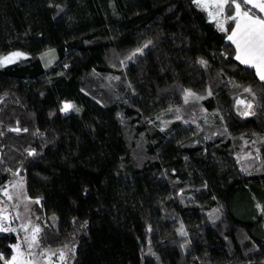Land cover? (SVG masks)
I'll list each match as a JSON object with an SVG mask.
<instances>
[{"label": "trees", "instance_id": "obj_1", "mask_svg": "<svg viewBox=\"0 0 264 264\" xmlns=\"http://www.w3.org/2000/svg\"><path fill=\"white\" fill-rule=\"evenodd\" d=\"M233 22L194 0H0V56L25 51L0 66V187L22 173L71 264H264V207L235 209L264 203V81Z\"/></svg>", "mask_w": 264, "mask_h": 264}, {"label": "rangeland", "instance_id": "obj_2", "mask_svg": "<svg viewBox=\"0 0 264 264\" xmlns=\"http://www.w3.org/2000/svg\"><path fill=\"white\" fill-rule=\"evenodd\" d=\"M215 2L216 0H201L202 7L205 8L209 18L213 19L216 25L222 24L224 27L228 17L235 15V7L234 5L231 7L225 5L224 11L216 15L218 9L212 6ZM242 9H252L253 14L264 17V13L259 12L258 9H253L251 4L242 5ZM233 21V26L227 36L231 35L232 29L236 27V21ZM142 48L143 45L137 47L125 59L130 58ZM17 52L22 55L25 54V51L20 48H11L3 53L0 58ZM40 57L42 64L48 66L58 58V52L54 47H50L41 51ZM186 96L189 98L193 94L186 93L183 98ZM240 102L241 106H245L246 103L242 104L243 99ZM65 105L71 106L68 110L77 107L74 102L63 100L60 107L62 112L65 111ZM261 193L262 190L260 189H252L247 197L243 194L235 206L237 213L241 217H254L255 211L264 207L260 197ZM0 227L9 229L8 231H0V237L6 239L10 245V252L6 259L7 264H10L14 256L16 257V264H71L73 258L72 243L55 244L49 240L50 233L46 229H49L50 221L40 205V198L25 192L24 178L20 172H15L9 181L0 187ZM34 228H39L40 231L37 233V241L31 249V255H29L26 240L31 241ZM15 246H19L18 250ZM61 252L64 254L63 257L60 256ZM20 253L24 255L21 256Z\"/></svg>", "mask_w": 264, "mask_h": 264}, {"label": "snow or ice", "instance_id": "obj_3", "mask_svg": "<svg viewBox=\"0 0 264 264\" xmlns=\"http://www.w3.org/2000/svg\"><path fill=\"white\" fill-rule=\"evenodd\" d=\"M198 5H202L201 0H194ZM252 5L253 9H258L259 12L264 13V0H216L215 4L212 5L218 12L219 15L224 11L225 5L229 7H235V15L229 16L228 19L236 21V27L232 29L231 35L227 38L236 45V59L241 63L250 65L256 69L257 76L261 81H264V17L255 15L252 9H242V5ZM211 15V13H210ZM215 18V17H213ZM221 30H224L223 25L220 24ZM21 53H11L8 56L0 58V66L5 64L13 63L16 59L21 57ZM203 63V61H201ZM246 92H251V89H245ZM187 102V96L185 97ZM238 103H240L238 101ZM71 106L65 105L64 110L67 111ZM251 108V104L248 105ZM250 113L245 112L243 115H249ZM33 153H29L32 155ZM7 194V193H5ZM7 219V217H5ZM9 229L0 227V231H8ZM39 228H34L32 231L31 241H27L29 248V255H31V249L37 241V233H39ZM183 234V233H182ZM18 250L19 246H15ZM20 255H24L20 253ZM63 252L60 256L63 257ZM2 258V257H0ZM10 264H16V257L12 258Z\"/></svg>", "mask_w": 264, "mask_h": 264}]
</instances>
